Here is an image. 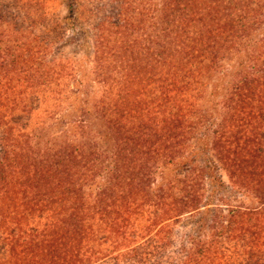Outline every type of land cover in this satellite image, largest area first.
Listing matches in <instances>:
<instances>
[{"label":"trees","instance_id":"obj_1","mask_svg":"<svg viewBox=\"0 0 264 264\" xmlns=\"http://www.w3.org/2000/svg\"><path fill=\"white\" fill-rule=\"evenodd\" d=\"M49 1L0 0V264H264V0H69L91 83Z\"/></svg>","mask_w":264,"mask_h":264},{"label":"rangeland","instance_id":"obj_2","mask_svg":"<svg viewBox=\"0 0 264 264\" xmlns=\"http://www.w3.org/2000/svg\"><path fill=\"white\" fill-rule=\"evenodd\" d=\"M49 2L51 3L50 5L52 6V9L61 13L63 17V26L67 29V39L62 43V48H64L65 53H67L75 61L74 63L76 64L77 79H83L85 82L88 81L91 83L93 79L92 32L89 31V29L84 31L72 18L69 17V0H52ZM260 37H258V39ZM256 42H254V44ZM79 89L81 88H76L75 86L74 91ZM72 101L73 100L71 99L66 107H69V110L73 112V108H71ZM73 106L75 107V105ZM71 119H73V116H71L70 114V117L62 119L57 124H53L54 122L48 121V124L45 127L44 131H42L41 135L43 136V138H47L50 133H61L64 128L67 127L68 123L71 122ZM224 180L227 181L226 175H224ZM213 190H215V187L211 185L210 192ZM194 228L195 226H191V229Z\"/></svg>","mask_w":264,"mask_h":264}]
</instances>
